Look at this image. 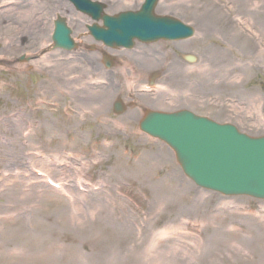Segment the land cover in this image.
Here are the masks:
<instances>
[{
    "label": "rangeland",
    "instance_id": "374dc122",
    "mask_svg": "<svg viewBox=\"0 0 264 264\" xmlns=\"http://www.w3.org/2000/svg\"><path fill=\"white\" fill-rule=\"evenodd\" d=\"M46 1L0 0V12L10 10L0 14V264H264V244L237 243L231 253L220 244L237 238L221 235L230 225L264 231V201L198 189L165 144L131 128L135 119L128 126L124 116L113 115L115 97L129 102L146 83L143 70H119L130 54L108 51L117 64L97 74L98 57L86 50L14 64L19 53L46 49L56 16L66 19L76 39L86 36V16L64 0ZM92 1L115 15L137 11L143 0ZM209 11L227 23L214 22ZM155 13L194 29L191 40L164 45L196 58L178 76L156 81L173 93L175 78L181 86L189 81L194 99L167 105L170 95L163 93L156 109L185 108L241 123L253 136L264 134V0H161ZM17 16L19 29L13 27ZM31 25L33 44L18 50L14 39ZM55 57L93 64L67 68V83L78 79L81 98L68 97L65 104L43 81L40 71ZM232 68L237 72L230 73ZM97 92L103 94L98 100ZM16 97L22 100L18 105Z\"/></svg>",
    "mask_w": 264,
    "mask_h": 264
},
{
    "label": "water",
    "instance_id": "95a60500",
    "mask_svg": "<svg viewBox=\"0 0 264 264\" xmlns=\"http://www.w3.org/2000/svg\"><path fill=\"white\" fill-rule=\"evenodd\" d=\"M75 7L103 21L104 28L89 27L91 35L109 47L133 46L141 42L183 40L193 31L169 17H157V0H145L136 13L101 16L103 6L88 0H69ZM64 21L55 22L53 42L70 50L73 43ZM188 61H193L188 59ZM117 112L122 109L115 105ZM141 130L167 144L175 153L183 173L196 186L224 196H248L264 200V137L252 139L230 125H218L188 112L147 114Z\"/></svg>",
    "mask_w": 264,
    "mask_h": 264
},
{
    "label": "flooded vegetation",
    "instance_id": "af4514ba",
    "mask_svg": "<svg viewBox=\"0 0 264 264\" xmlns=\"http://www.w3.org/2000/svg\"><path fill=\"white\" fill-rule=\"evenodd\" d=\"M21 39H19V43L21 44V46H29V44H30V41H31V39H22L21 41H20ZM173 55H176L177 56V53L175 52V51H173ZM144 57H148V55L146 54V53H142V54H140V55H136L135 56V59H136V61H131V63H132V65L133 66H139L140 67V63L138 62V60H140V59H142V58H144ZM58 62H56L55 64H54V66L55 67H57V68H65L66 67V63L65 62H63L62 60H57ZM73 64L74 65H77V66H80V65H82V62H81V60L80 59H78V60H76L75 62H73ZM172 64V61L170 62V65ZM172 71L174 74H176L177 73V70H178V67H177V70L176 69H172L171 67H168L167 68V71ZM48 75H49V77L51 78V79H53V81L56 83V84H60L61 85V83H62V74H63V72H60L59 74H57L54 70H49L48 72ZM189 89V88H188ZM188 89H187V91H188ZM177 94H178V96H179V99H180V101H182V102H186V100H185V98H187V101L188 100H193L194 99V95H193V87L190 89V92H187V94H186V96H182L181 94H180V89H179V86H178V84H176V86H175V90H174ZM17 103H18V100H17ZM138 110V109H137ZM139 118H140V116L138 117V112H132L130 115H129V117H128V120L129 121H132V120H136L137 122H138V120H139Z\"/></svg>",
    "mask_w": 264,
    "mask_h": 264
},
{
    "label": "bare ground",
    "instance_id": "6f19581e",
    "mask_svg": "<svg viewBox=\"0 0 264 264\" xmlns=\"http://www.w3.org/2000/svg\"><path fill=\"white\" fill-rule=\"evenodd\" d=\"M202 1H204V0H202ZM46 3L47 4H50V0H47L46 1ZM206 4V13H207V2L205 3ZM21 5V4H20ZM158 6V5H157ZM156 6V7H157ZM205 7V6H204ZM13 10V9H12ZM11 10V11H12ZM8 12H10V10H6V11H2V12H0V14H3V13H8ZM209 12H211L210 13V15H213V16H211L212 17V19H213V21L214 22H216V23H218L219 25H223V24H226L227 23V20H226V18H225V16H222L219 12L218 13H212V11H209ZM19 18H20V16H17V20H19ZM30 32H34V30H33V27H32V25H31V27L29 26V29H27L26 31H23L21 34H23V33H30ZM85 39H91V37H86ZM197 39H203V38H197ZM89 41H86V43H88ZM141 62L143 63V64H146V63H149V64H154L152 61H147V60H141ZM70 64V63H69ZM69 64H67L66 65V67L64 68V71L65 72H67V68L68 67H70L69 66ZM140 67H142L143 69H145V67H143L142 66V64L140 65ZM131 72H134V69H131ZM234 72H237V69L236 68H232L231 70H230V73H234ZM53 80V79H52ZM53 83V82H52ZM52 83H48V84H52ZM54 85V84H53ZM121 89H118V90H116V91H118V92H120V90H123L124 89V87H120ZM56 90H58V91H60V88H58V87H56L55 88ZM68 89H66L65 91H60V92H62L63 94H67L68 93ZM97 91V90H96ZM95 91V92H96ZM99 92V91H98ZM98 92H97V98H96V100H98V98L100 97V96H103V94H98ZM125 93H129V94H131L132 92H129V91H124ZM122 93H123V91H122ZM69 95H72V93H70ZM77 96H82V93H79V94H77ZM108 96V95H107ZM117 97H115V99H116ZM138 105V104H137ZM170 105V104H169ZM139 106V105H138Z\"/></svg>",
    "mask_w": 264,
    "mask_h": 264
}]
</instances>
